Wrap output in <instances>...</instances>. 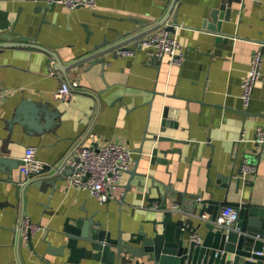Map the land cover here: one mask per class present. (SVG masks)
Listing matches in <instances>:
<instances>
[{
    "label": "crops",
    "instance_id": "obj_1",
    "mask_svg": "<svg viewBox=\"0 0 264 264\" xmlns=\"http://www.w3.org/2000/svg\"><path fill=\"white\" fill-rule=\"evenodd\" d=\"M172 1L96 0L94 7H69L61 1L0 0L15 29L10 37L0 36V87L9 90L0 100V155L19 160L10 170L0 168V200H8L0 205V264H77L67 253L47 251V240L64 241L69 218L100 220L113 235L120 227L127 233L150 227L164 210L149 206L141 180L152 185V199L165 195L170 209L177 201V216L191 215L181 208L188 198L222 199L223 181L238 176L243 189L232 191V198L264 201V142L257 140V129L264 130V78L256 81L249 106L241 98L257 50L264 72V0H176L167 14ZM166 14L158 27L174 25L168 29L185 53L181 63H171L168 55L154 59L141 44ZM121 41L134 53H118ZM51 50L62 64L89 57L64 71L55 67ZM51 64L56 74L49 72ZM62 80L79 81L68 99L55 95ZM24 97L48 103L58 112L55 123L38 131L13 122ZM107 141L135 150L133 172H125L116 187L123 190L119 199L100 202L71 181L69 170L55 173L50 166L34 179L20 170L28 145L36 147L37 158L58 165L74 148ZM157 145L176 150L159 152L152 161ZM244 164L254 169L244 172ZM246 179L253 184H244ZM23 215L40 225L33 246L19 229ZM194 217L203 238L208 220Z\"/></svg>",
    "mask_w": 264,
    "mask_h": 264
},
{
    "label": "water",
    "instance_id": "obj_2",
    "mask_svg": "<svg viewBox=\"0 0 264 264\" xmlns=\"http://www.w3.org/2000/svg\"><path fill=\"white\" fill-rule=\"evenodd\" d=\"M55 2H52L54 4ZM176 0H173L167 14L175 6ZM54 5H51V8ZM224 8V4L221 6ZM216 11L213 16L216 19ZM167 14L161 18L151 29H155L163 24ZM11 18L8 9L0 5V33L1 37H10L11 32L15 29L10 27ZM174 29V25L168 26ZM18 34V33H17ZM20 38L26 37L18 34ZM124 41L118 42L117 45H123ZM1 43H8L2 41ZM12 44H24L25 42L10 41ZM28 44V43H26ZM40 46L48 51L43 45ZM103 51V50H99ZM98 51V53H99ZM56 56V65L62 70L77 64L89 55L77 58L67 64H62L58 54L51 50ZM91 55V54H90ZM48 103H40L24 97L15 107L12 121H18L30 126L35 130L50 128L55 123V116L58 112L49 110ZM46 122H41V118ZM176 149L161 148L158 145L152 149L151 160L158 158V153L167 154ZM15 158L0 155L1 169L10 170L16 162ZM23 162V160H22ZM21 162V163H22ZM18 163V162H17ZM65 159L58 165H55V173L62 170H69V174L74 171L73 167L62 168ZM9 167H7V166ZM133 172V169H128ZM242 173V170H241ZM241 176L230 181H223L227 193L222 199L213 198H185L190 199L187 205L181 208L187 209L190 216L183 217L169 208L165 195L160 198L152 199L150 191L152 185L140 181L144 186L146 199L149 206L157 202L156 208H162L164 214L162 219L153 220L150 227L141 225L136 230L127 231L119 228L116 235L103 225L100 220L88 218H69L63 226L62 233L65 238L61 244L55 245L52 241L47 240V251L55 254H68L67 260L77 264H264V201H255L252 198L242 200L232 198L231 192H241ZM244 184H253V181L243 180ZM5 192V189H2ZM22 186L18 183L15 185L16 196L19 197ZM209 203L206 205L205 203ZM8 200H0V205L7 204ZM202 203V205H200ZM233 205L238 210V217L232 228L218 226L215 223L216 216L222 207ZM209 211L210 219L206 222L208 228L204 237L197 241L192 234L198 231L201 223H196L195 215ZM199 213V214H198ZM70 219H73L71 221ZM162 225V230L159 227ZM32 232L28 235V240L33 246Z\"/></svg>",
    "mask_w": 264,
    "mask_h": 264
},
{
    "label": "built area",
    "instance_id": "obj_3",
    "mask_svg": "<svg viewBox=\"0 0 264 264\" xmlns=\"http://www.w3.org/2000/svg\"><path fill=\"white\" fill-rule=\"evenodd\" d=\"M52 2L61 1L69 7L96 5V0H50ZM141 44L148 47V52L154 59H160L164 55H168L171 63H181L185 58V53L181 49V44L177 37L166 26L158 27L152 32L141 38ZM135 48L133 46L122 45L117 49L120 54H133ZM263 54L261 50L254 52L252 56L251 66L247 76L241 83V98L246 106H249L254 92V86L259 78H264ZM49 72L56 74L57 71L53 64L50 66ZM79 86L78 80L66 81L62 80L56 89L55 95L61 99L71 97L73 90ZM7 87H0V100L8 94ZM257 140L264 142V130L259 127L257 129ZM135 150L118 141H107L101 145H83L74 148L67 158L62 168L73 167L74 171L70 174L71 181L83 188H87L100 202L107 201L111 198L119 199L123 194V190L118 191L117 186L128 171L130 164L134 159ZM20 165L22 174L28 179L38 178L44 173L46 168L55 167L48 162L37 158L36 147L28 145L22 158ZM254 169L251 164H244L243 171L249 172ZM199 198H201L199 196ZM178 202H173V207L177 209ZM157 202L152 207L156 208ZM172 207V208H173ZM201 218L209 220L210 215L207 212L202 213ZM238 217V210L233 205H227L218 212L215 223L218 226L230 229L235 224ZM40 228V225L31 221L28 215H23L20 220L19 229L28 239L29 233H34ZM192 237L200 241L201 233L198 231L192 234Z\"/></svg>",
    "mask_w": 264,
    "mask_h": 264
}]
</instances>
